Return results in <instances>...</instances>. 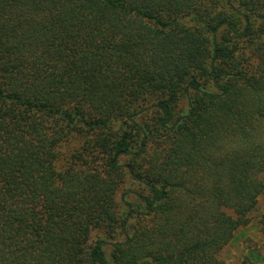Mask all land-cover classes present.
<instances>
[{
  "label": "trees",
  "instance_id": "trees-1",
  "mask_svg": "<svg viewBox=\"0 0 264 264\" xmlns=\"http://www.w3.org/2000/svg\"><path fill=\"white\" fill-rule=\"evenodd\" d=\"M263 178L264 0H0V264H226Z\"/></svg>",
  "mask_w": 264,
  "mask_h": 264
},
{
  "label": "rangeland",
  "instance_id": "rangeland-1",
  "mask_svg": "<svg viewBox=\"0 0 264 264\" xmlns=\"http://www.w3.org/2000/svg\"><path fill=\"white\" fill-rule=\"evenodd\" d=\"M178 110L185 111L186 104L182 100L178 105ZM77 146L74 141L67 142L60 151V156L57 161V167L63 165L66 156ZM264 182V178H263ZM129 189L130 192L126 193L125 199L129 203L137 202V194L140 188L137 187L131 180L120 186L116 195V207L118 213H124L126 208L121 199V194ZM95 237H104L108 243L117 242L123 239V235L119 229L115 230L113 235L105 234V231L100 229L93 231ZM105 252L109 258L111 254V245L105 246ZM219 259L226 264H264V192L258 198V202L254 210L249 214L248 225L239 228L231 242L226 245L219 253Z\"/></svg>",
  "mask_w": 264,
  "mask_h": 264
}]
</instances>
